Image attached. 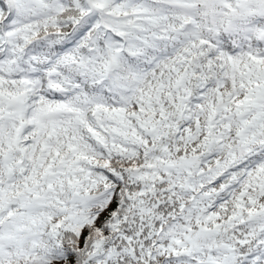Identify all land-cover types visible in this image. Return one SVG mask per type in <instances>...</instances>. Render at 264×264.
<instances>
[{"label":"snow or ice","instance_id":"snow-or-ice-1","mask_svg":"<svg viewBox=\"0 0 264 264\" xmlns=\"http://www.w3.org/2000/svg\"><path fill=\"white\" fill-rule=\"evenodd\" d=\"M0 264H264V0H0Z\"/></svg>","mask_w":264,"mask_h":264}]
</instances>
